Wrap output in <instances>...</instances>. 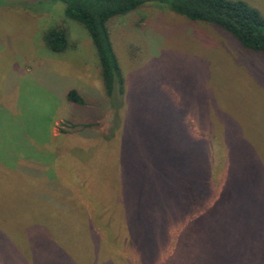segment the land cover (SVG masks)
Listing matches in <instances>:
<instances>
[{"label":"rangeland","instance_id":"rangeland-1","mask_svg":"<svg viewBox=\"0 0 264 264\" xmlns=\"http://www.w3.org/2000/svg\"><path fill=\"white\" fill-rule=\"evenodd\" d=\"M244 1L264 15V0ZM54 28L66 31L63 51L46 42ZM110 31L125 78L119 116L90 33L62 1L0 0V264H163L218 204L227 264H264V53L166 3ZM73 89L94 103V126L67 124ZM170 151L196 172L206 164L209 192L158 221L165 238L145 263L130 194Z\"/></svg>","mask_w":264,"mask_h":264},{"label":"trees","instance_id":"trees-1","mask_svg":"<svg viewBox=\"0 0 264 264\" xmlns=\"http://www.w3.org/2000/svg\"><path fill=\"white\" fill-rule=\"evenodd\" d=\"M52 1H62L66 14L83 23L88 29L99 56L106 94L110 103L114 104L117 116L126 94L125 78L110 31V22L118 16L154 2L166 3L192 20L222 26L236 36L246 48L264 53V15L244 0ZM45 39L48 46L57 52L65 50L68 44L66 31L61 28L49 30ZM67 99L74 105L75 112L67 124L74 129L78 127H75L73 120L86 128L95 125V122H90L92 117L86 119L88 113L94 109V103L75 89L67 93ZM154 159L155 164L148 165V169H145L147 172L150 170L151 176L147 178L144 173L140 175L145 179L144 182L130 194L134 204L129 212L130 238L137 246L144 248L142 260L145 263L149 259H154L155 262L158 253L153 251L165 238L162 237L163 234H153L158 229V221L161 218L163 220L170 211H176L178 207L179 211H183L189 209L192 204H202L206 195L203 194L204 188L209 192L210 181L206 164H202L203 169L196 172L191 163H179L181 153L178 151H170L165 157L155 156ZM222 200L221 198L219 203H222ZM202 217L200 224L189 232L187 240L179 243L176 254L163 264H227L226 211L218 204L213 212H208Z\"/></svg>","mask_w":264,"mask_h":264},{"label":"crops","instance_id":"crops-1","mask_svg":"<svg viewBox=\"0 0 264 264\" xmlns=\"http://www.w3.org/2000/svg\"><path fill=\"white\" fill-rule=\"evenodd\" d=\"M69 91H67L66 92V98H67V93H68ZM57 123H58V121H56ZM53 136H52V142H56V140L57 139H59V138H61L62 136L60 135V131H59V129H58V127L56 126V125H54L53 126ZM52 142H48V144H49V146H53L52 145ZM48 144L46 145V147L48 146ZM60 151V150H59ZM66 151V150H65ZM61 152V151H60ZM18 156H20V157H22V156H24V155H18ZM25 157V156H24ZM29 159H32L31 157H28ZM58 168H59V166H58ZM55 169V168H54ZM59 170V169H58ZM58 170H55L56 171V173L58 174ZM54 187H56V186H54Z\"/></svg>","mask_w":264,"mask_h":264}]
</instances>
